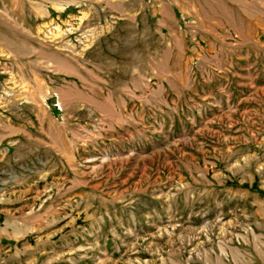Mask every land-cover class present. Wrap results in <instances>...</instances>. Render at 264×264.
I'll list each match as a JSON object with an SVG mask.
<instances>
[{
	"label": "rangeland",
	"instance_id": "obj_1",
	"mask_svg": "<svg viewBox=\"0 0 264 264\" xmlns=\"http://www.w3.org/2000/svg\"><path fill=\"white\" fill-rule=\"evenodd\" d=\"M0 264H264V0H0Z\"/></svg>",
	"mask_w": 264,
	"mask_h": 264
}]
</instances>
